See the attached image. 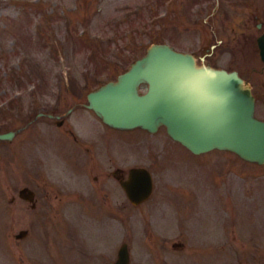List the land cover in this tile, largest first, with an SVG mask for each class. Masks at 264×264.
I'll use <instances>...</instances> for the list:
<instances>
[{
	"label": "rangeland",
	"instance_id": "1",
	"mask_svg": "<svg viewBox=\"0 0 264 264\" xmlns=\"http://www.w3.org/2000/svg\"><path fill=\"white\" fill-rule=\"evenodd\" d=\"M263 30L264 0H0V131L15 130L0 138V264H114L123 241L129 264H264V163L194 153L163 124L114 127L86 104L164 41L236 69L264 118ZM52 109L62 124L36 115ZM133 165L153 177L138 204L119 182Z\"/></svg>",
	"mask_w": 264,
	"mask_h": 264
},
{
	"label": "water",
	"instance_id": "2",
	"mask_svg": "<svg viewBox=\"0 0 264 264\" xmlns=\"http://www.w3.org/2000/svg\"><path fill=\"white\" fill-rule=\"evenodd\" d=\"M256 41L264 60V30ZM86 98L87 106L111 126L155 131L163 124L173 139L194 153L221 148L264 163V118L255 115L251 85L236 69L198 64L192 52L168 42L150 43L114 79L89 90ZM14 133L13 129L0 131V138L10 139ZM119 182L134 204L153 191L152 173L143 165L129 167ZM18 193L28 200L34 197V190L26 185ZM27 231L21 228L15 236ZM129 261V247L123 241L114 264Z\"/></svg>",
	"mask_w": 264,
	"mask_h": 264
},
{
	"label": "flooded vegetation",
	"instance_id": "3",
	"mask_svg": "<svg viewBox=\"0 0 264 264\" xmlns=\"http://www.w3.org/2000/svg\"><path fill=\"white\" fill-rule=\"evenodd\" d=\"M261 26V25H260ZM251 89H252V86H251ZM252 92H253V94H254V96H255V104H256V98H257V96H256V92H254V90L252 89ZM261 93H262V101H263V98H264V83H263V89H262V91H261ZM264 102V101H263ZM90 109H92V108H90ZM93 110V109H92ZM94 111V110H93ZM41 112V114H47L48 116H50V117H53L55 120H56V123L57 124H62L63 123V120H64V116H61L60 118H58V116H59V114L58 113H56V111H55V109H52L51 111H48V112H44L43 110H39L37 113H36V115L37 114H39ZM95 112V111H94ZM96 113V112H95ZM99 116V115H98ZM100 117V116H99ZM101 118V117H100ZM102 119V118H101ZM107 124V123H106ZM109 125V124H108ZM68 131H70V132H72L73 133V131H72V129H68ZM78 161H79V154L78 153H75V164H78ZM144 166V165H143ZM131 167V166H130ZM146 167V166H145ZM149 169V168H148ZM128 172V171H127ZM116 172H115V170L113 171V174H115ZM154 186V185H153ZM34 200H35V192H34V197H33V199L31 200L32 201V205L34 206L35 205V202H34Z\"/></svg>",
	"mask_w": 264,
	"mask_h": 264
},
{
	"label": "trees",
	"instance_id": "4",
	"mask_svg": "<svg viewBox=\"0 0 264 264\" xmlns=\"http://www.w3.org/2000/svg\"><path fill=\"white\" fill-rule=\"evenodd\" d=\"M133 18H134V17H133ZM133 18H132V19H133ZM121 21H122V20H121ZM124 69H125V68H124ZM120 70H123V69H120ZM115 71H116V70H114V71L111 72V75H112V76H113V74L115 73ZM118 72H119V71H118Z\"/></svg>",
	"mask_w": 264,
	"mask_h": 264
}]
</instances>
